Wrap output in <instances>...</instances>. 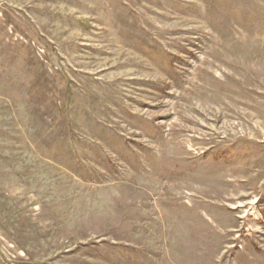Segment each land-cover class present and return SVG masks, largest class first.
I'll list each match as a JSON object with an SVG mask.
<instances>
[{"label":"rangeland","instance_id":"rangeland-1","mask_svg":"<svg viewBox=\"0 0 264 264\" xmlns=\"http://www.w3.org/2000/svg\"><path fill=\"white\" fill-rule=\"evenodd\" d=\"M0 264H264V0H0Z\"/></svg>","mask_w":264,"mask_h":264}]
</instances>
